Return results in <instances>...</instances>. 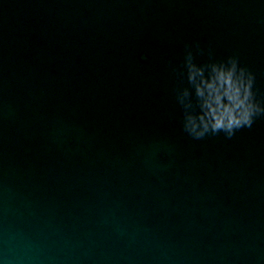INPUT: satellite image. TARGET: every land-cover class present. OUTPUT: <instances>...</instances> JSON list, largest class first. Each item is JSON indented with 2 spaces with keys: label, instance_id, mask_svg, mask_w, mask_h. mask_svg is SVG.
I'll list each match as a JSON object with an SVG mask.
<instances>
[{
  "label": "water",
  "instance_id": "water-1",
  "mask_svg": "<svg viewBox=\"0 0 264 264\" xmlns=\"http://www.w3.org/2000/svg\"><path fill=\"white\" fill-rule=\"evenodd\" d=\"M189 49L264 105V0H0V264H264V115L189 136Z\"/></svg>",
  "mask_w": 264,
  "mask_h": 264
},
{
  "label": "clouds",
  "instance_id": "clouds-1",
  "mask_svg": "<svg viewBox=\"0 0 264 264\" xmlns=\"http://www.w3.org/2000/svg\"><path fill=\"white\" fill-rule=\"evenodd\" d=\"M184 68L182 75L186 74L194 90L199 111L189 100L188 88L176 89V98L184 109L183 130L194 139L221 132L231 138L241 128L251 127L255 117L264 115V105L253 91L254 75L236 57L198 66L189 49Z\"/></svg>",
  "mask_w": 264,
  "mask_h": 264
}]
</instances>
